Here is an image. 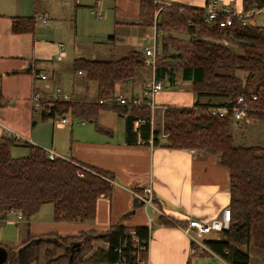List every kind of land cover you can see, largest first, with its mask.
I'll return each mask as SVG.
<instances>
[{
	"label": "trees",
	"instance_id": "trees-1",
	"mask_svg": "<svg viewBox=\"0 0 264 264\" xmlns=\"http://www.w3.org/2000/svg\"><path fill=\"white\" fill-rule=\"evenodd\" d=\"M138 1L140 24L145 29L156 25L163 37L164 49L168 48L166 39H174L175 33L188 36L185 53L177 48L178 52L158 56L156 78L175 84L178 68L181 78L191 82L196 96L193 106L169 105L165 110L163 130L170 136L164 146L215 154L230 173V228L218 232L220 239L205 243L228 264H251L249 249L253 238L264 247V146L237 145L232 132V114L213 116L207 109L210 105L232 104L239 96H244L256 108L247 115L264 120V24H256L253 15L246 18L245 24L236 19L232 25L223 27L219 20L207 21L203 9L181 4L163 7L155 18L159 6L153 0ZM262 8L264 0L243 2L245 13ZM35 26L33 16L13 19V30L17 33L32 32ZM143 53L132 50L113 59H75L74 70L84 72L88 81L97 84V99L47 101L43 98V120L70 113L97 122L100 111L109 109L126 117L128 143L142 144L152 140L154 145L159 144L162 129L152 128L151 110L147 105L131 109L123 105L109 108L100 102L102 98H115L119 83L132 81L137 70L144 67ZM238 70L245 71L246 76H238ZM202 97L207 100L202 102ZM6 102L7 98L0 90V107ZM137 120H144V123L136 127ZM98 128L103 130L101 126ZM18 143L12 135L0 139L1 218L12 210L22 212L23 234L25 240L30 241L38 238L30 233V219L46 203L53 205L56 220L85 221L95 217L99 197L112 193L114 175L111 172L69 158L50 159L46 149L26 140L23 144L28 147V154L14 157L12 148ZM81 168L83 177L78 175ZM175 222L187 225L183 221ZM132 228L136 229L140 243L148 247L151 237L148 227H129L121 223L103 233L90 230L73 236L52 233L65 243H80V250L73 251L72 260V255L59 253L49 255L40 264H79L91 252L95 240H104L108 244L107 249L96 250L95 257L118 262L126 256L129 264H138L137 252L132 254L137 250L130 235ZM10 254V264H20L17 254L14 251ZM27 256L31 257L30 254ZM29 257L27 260L32 261L36 256Z\"/></svg>",
	"mask_w": 264,
	"mask_h": 264
},
{
	"label": "crops",
	"instance_id": "crops-1",
	"mask_svg": "<svg viewBox=\"0 0 264 264\" xmlns=\"http://www.w3.org/2000/svg\"><path fill=\"white\" fill-rule=\"evenodd\" d=\"M107 1L114 11L112 23L108 20V25H113L114 32L108 33L110 40L105 42L107 53L99 56L93 52L95 46H90L89 42L74 40L75 56L66 60V51V56L58 59L59 44L63 42H56L51 36L58 33L57 27L64 22V28L73 29L74 37L77 38L78 16L88 8L92 15L104 17L102 8L107 5ZM163 1L199 8L205 7L209 0ZM217 2L220 6L229 5L237 11H243L244 0ZM31 16L36 19L34 31L17 33L13 30L14 18ZM140 23L138 0H0V90L7 98L6 104L0 107V139L11 135L9 129L28 137L26 131L20 130V125H17L18 108L25 109L26 117L32 119V128L37 124L36 113L43 120L44 104L41 103L39 107H32L31 104L34 91L42 92L47 101L62 99L64 93L71 100H96L97 84L88 81L84 72L74 70V60L119 58L115 55L124 47L126 52H144L148 45L138 41L132 46L135 37L147 32ZM120 29H126V33L118 34ZM48 30H52L51 34H48ZM129 33L130 36L125 37ZM146 34L148 36V32ZM33 70L46 73L47 78L35 77ZM150 73L151 77L153 72L148 67L139 68L132 81L117 85L115 94H140ZM194 95V92L170 93L163 89L157 94L156 101L159 105L193 106L196 100ZM200 100L205 102L207 98L202 97ZM11 109L14 110L13 113ZM61 117H67L70 122L56 126L55 119ZM46 120L52 124L51 136L44 139V147H41L53 149L63 157L105 169L114 175V182L111 195L99 197L93 219L78 223L66 221L49 224L44 230L39 223L34 222L30 225L32 235L53 233L58 229L74 231L63 236L79 235L88 230L103 233L112 225L121 223L129 227L150 229L147 264H228L209 247L204 248L194 243L181 225L175 223V220L186 223L190 219L210 220L219 216L224 207L230 205V173L217 155L171 149L164 146L166 140L163 139L157 145L152 140L150 143L130 144L127 141L126 117L109 109H102L97 122H90L91 125L88 122L79 123L70 113L44 119V122ZM245 122L247 125L259 126L254 124V118ZM98 126L103 127V130ZM159 128L162 129V126ZM59 131L62 135L63 132L69 135L65 143H59ZM31 134L35 137L34 131ZM67 134L65 137H68ZM28 139L33 143L32 137ZM18 142L16 145L23 144L24 141ZM147 188L153 191L155 206L170 216L173 222L163 217L156 207L146 205L137 196L136 193L143 194ZM18 220L22 222L23 219ZM216 239L220 237L203 241ZM98 242L102 243L98 244L100 248H107V242Z\"/></svg>",
	"mask_w": 264,
	"mask_h": 264
},
{
	"label": "rangeland",
	"instance_id": "rangeland-1",
	"mask_svg": "<svg viewBox=\"0 0 264 264\" xmlns=\"http://www.w3.org/2000/svg\"><path fill=\"white\" fill-rule=\"evenodd\" d=\"M215 0H209L208 3L214 2ZM217 1V0H216ZM156 5L159 6V8L155 12V18L157 17L156 14L165 6H170L172 4H178V3H173L172 4H167L166 1L161 0L160 2H155ZM182 5V4H181ZM111 3L107 1V5L104 6L103 11H104V17L98 18L97 16L92 15L91 10L87 8L86 12L80 16H78L79 22H77L79 26V31H78V36L77 38L74 37V30L73 29H68L64 28V22L59 25L57 28L59 29L58 33L56 35H51L52 40L56 42H63L65 44V49L68 53V56L66 60L72 59L76 51L74 50V45L73 42L76 40L77 42H89L90 46H95V51L93 48V52L97 53L99 56H103L107 53V49L105 47L107 41L110 39L108 38V33L109 32H114V27L112 24L108 25V20L111 21L112 23V17L114 14V11L112 8H110ZM201 9H204V7H199ZM260 11V10H259ZM256 10L254 14V18L252 19L256 24H264V11ZM106 16V17H105ZM51 25V24H50ZM36 29V27H35ZM52 30H48V34H51ZM147 32L149 36H153L154 30L152 28H147ZM147 32H144L138 37H135V40L133 41V45L136 42H140V44H145L148 46H152L154 43V40L148 36H146ZM126 33V29H120L118 30V34L124 35ZM129 34H126L125 37H129ZM174 39H169L167 38V44L168 48L164 49V44H163V37L158 33V49H159V54H171L174 52H178L179 50L183 53H185V50L188 48V42H187V35H184L182 33H175ZM88 39V40H87ZM90 40V41H89ZM228 44V43H226ZM129 46V45H128ZM141 47V46H139ZM132 48V47H131ZM179 48V50L177 49ZM126 47L122 48L120 51H118L115 55L116 57L124 56L126 55L129 50L126 52ZM177 65V64H175ZM178 66V65H177ZM237 75L240 76L241 78H244L246 76V72L242 70H238ZM151 73L149 74L150 77ZM176 80L175 84H169V82H163L164 84V90L168 92H177V93H182V92H193L192 91V86L190 81L183 80L181 78V71L178 70L177 68V73H176ZM195 96V95H194ZM196 101V100H195ZM158 103V102H157ZM45 106V105H44ZM17 112V120L18 123L17 125H20L19 127H16L18 130H23V132L26 131V135L28 136L27 138L32 137V142L35 144H39L40 146L44 147V139H48L51 136V130L50 127L52 124H50L49 120H44L40 119L38 117L39 113H36V120L37 124L34 128L31 126V121L32 119L28 116L26 117V111H24V108H18ZM12 113L14 112L13 109L10 110ZM10 112V120H12ZM29 113V112H28ZM253 118V117H252ZM75 120H77V117H74ZM163 119L164 115L161 112L160 108H158L155 111V127L159 128L160 126H163ZM88 125H91L90 121H87ZM254 124L257 125H247L244 119L240 120H233L232 121V132L235 138V143L237 145H260L264 146V120L256 119L254 118ZM15 125V124H13ZM16 125V126H17ZM32 129V130H31ZM32 131H34L35 137L32 136ZM25 134V133H22ZM65 134L63 132V135L61 134V131L58 132V139L59 143H65V140L69 138L65 137ZM24 136V135H23ZM26 137V136H24ZM29 149L27 146L24 144H19L15 145L12 148V155L14 157H20L28 154ZM81 222V221H71V220H64V219H55L54 218V207L51 203H46L42 205L41 210L34 215L31 219L30 222L33 224L39 223L43 229H47L49 224H57L58 222ZM86 221V220H85ZM23 222L18 220V218L15 215H11L6 218H1L0 217V249L2 252L1 255V261H4L2 264H10V258H11V251H14L17 256L19 257V254L21 252H26V255L30 254L32 256H36L35 259H32V261L27 260L26 262H23V264H40L43 263L45 260H47V257H49V253L45 255L44 249L46 247V243L44 244V241L42 242H37V243H32V241L35 239H32L30 241L25 240V236L23 235ZM45 223V224H44ZM45 226V227H44ZM74 232L73 230L69 231L66 229H58V231L53 232L59 233V235L63 236L65 233L72 234ZM47 234H52V233H46L42 235H37L38 237H42ZM216 236H219L218 232H210V233H204L201 239H212ZM97 241V242H95ZM93 242V249L91 250L90 253H95L96 250L101 249L100 245L102 243H99L98 240H95ZM100 244V245H98ZM97 248V249H96ZM95 250V251H94ZM250 254H251V264H264V247L262 245H259L256 243L255 239L253 238L252 243L250 244ZM57 253H61V251L56 250ZM32 253V254H31ZM38 254V255H37ZM86 254V255H88ZM37 258V259H36ZM22 260L21 257H19V261ZM36 262V263H35ZM21 264V261H20Z\"/></svg>",
	"mask_w": 264,
	"mask_h": 264
},
{
	"label": "built area",
	"instance_id": "built-area-1",
	"mask_svg": "<svg viewBox=\"0 0 264 264\" xmlns=\"http://www.w3.org/2000/svg\"><path fill=\"white\" fill-rule=\"evenodd\" d=\"M153 1L160 2L161 0H153ZM167 4H172V3L167 2ZM203 10L205 11V19L207 21L219 20L220 25L223 27L232 25L236 19L242 21L245 24L248 21L246 18L251 17L256 13V12L245 13L244 11H237L236 9L230 7L229 5L220 6L216 0L214 2L208 3L204 7ZM260 11H264V8L260 9ZM40 18H43V17L41 16ZM153 30H154L153 36L148 35V37L149 38L151 37L154 40V43L152 46H146L144 48V54H143L144 66L150 68L153 72V75L150 78H148L143 84L142 92L140 94H132L129 96L117 95L115 98H111L109 100L104 99V98L100 99V102L107 104L109 108H112L115 105H123V106H126L128 109H131L133 107L147 105L151 110L150 122H151L152 128L155 127V124H154L155 123V111L158 108H160L164 115L165 110L169 106L168 104L159 105L156 101V96L160 91L164 89V84L162 81L156 78V74H155L157 63H158V56H159V49H158V43H157L158 31H157L156 25L153 26ZM65 56H66L65 45L63 43H60L57 58L62 59ZM33 75L35 77L42 78V79L47 78V74L42 71L33 70ZM43 98L44 97H43L42 92L34 91L31 97L32 107L41 106ZM61 98L63 100L70 99L69 95L66 93L62 94ZM253 99L256 100L257 96H253ZM255 109L256 108L254 107V105H252L244 96H239L236 99V101L232 104L210 105L207 111L210 115L219 116V117H225L231 113L233 116V119L235 120H240V119L245 118V121H249V118H252V117L248 116L247 112L251 110H255ZM67 122H70V120L67 117H61V118L55 119L56 126L64 125ZM78 122L81 124H85L86 120L83 118H78ZM141 123H144V120H137L135 122V126L138 127L140 126ZM9 133H11V135L18 141H25V140L29 142L31 141L30 139L23 137L22 135L12 131L11 129H9ZM169 136H170V133L165 132L162 126L161 139L167 140ZM139 141L140 143L142 142L140 139ZM46 151L50 159H55L56 157L66 158V157L59 155L53 149H46ZM82 168H85V167H82ZM82 168L78 171V175L80 177L84 176V170H82ZM136 194L142 200V202H144L146 205H152L156 207L154 204L152 189L147 188L145 189V192L143 194H139V193H136ZM160 213H162L163 217H165L169 221H172V218L170 216L163 213L162 211H160ZM11 214L17 216L18 219H23V214L20 211L12 210L8 213V215H11ZM231 220H232V210H231L230 205H228L224 207V209L222 210L219 216H216L210 220L190 219L188 220L187 225L185 226L181 225V227L183 228L185 233L193 239L194 243H197L203 246L204 248H208L205 242L201 239L203 234L210 233V232H221L223 230L229 229L231 225ZM130 235L133 239L134 246L137 247V250H134L132 252L133 255L134 253L137 252V263L147 264L148 247L140 243V239L137 236V232L135 228H132L130 230ZM107 248H108V245H107ZM107 248H103V249H107ZM79 264H129V259L126 256H122L118 262H111L106 259L95 257L93 253H90L88 255H85L81 259Z\"/></svg>",
	"mask_w": 264,
	"mask_h": 264
},
{
	"label": "flooded vegetation",
	"instance_id": "flooded-vegetation-1",
	"mask_svg": "<svg viewBox=\"0 0 264 264\" xmlns=\"http://www.w3.org/2000/svg\"><path fill=\"white\" fill-rule=\"evenodd\" d=\"M41 241L42 242L44 241V244L45 243L47 244L45 249H44L45 255H47L48 253H49V255L55 254V253H57L56 250L61 251V253H66V254L72 255L73 251L75 250V243L76 242L65 243L61 239L55 237L54 234L44 235V239L38 237V238L34 239L32 243H37V242H41ZM19 257L22 258V260H20L21 264H23V262H26L28 259L26 252L25 253L21 252L19 254Z\"/></svg>",
	"mask_w": 264,
	"mask_h": 264
},
{
	"label": "water",
	"instance_id": "water-1",
	"mask_svg": "<svg viewBox=\"0 0 264 264\" xmlns=\"http://www.w3.org/2000/svg\"><path fill=\"white\" fill-rule=\"evenodd\" d=\"M75 249L77 250V252H79V250H80V243H78V242L75 243ZM1 255H2V252H1V249H0V264L4 263V261H1ZM73 257L74 256L72 255L70 259L72 260Z\"/></svg>",
	"mask_w": 264,
	"mask_h": 264
}]
</instances>
